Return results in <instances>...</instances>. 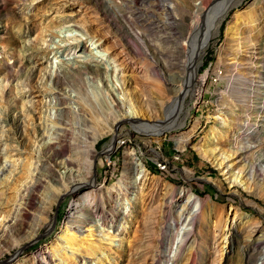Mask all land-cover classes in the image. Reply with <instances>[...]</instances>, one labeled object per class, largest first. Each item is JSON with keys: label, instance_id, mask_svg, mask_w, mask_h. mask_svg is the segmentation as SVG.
<instances>
[{"label": "rangeland", "instance_id": "374dc122", "mask_svg": "<svg viewBox=\"0 0 264 264\" xmlns=\"http://www.w3.org/2000/svg\"><path fill=\"white\" fill-rule=\"evenodd\" d=\"M212 1L0 0V264H44L48 248L57 264H264V13L251 30L236 23L264 4L227 12L164 137L125 120L167 119L194 18ZM90 43L117 68L96 63ZM60 126L73 131L55 141ZM115 137L93 168L102 195L59 193L93 175L92 142L100 152ZM189 194L200 206L185 231ZM150 222L156 261L145 259ZM66 227L83 243L78 260Z\"/></svg>", "mask_w": 264, "mask_h": 264}, {"label": "bare ground", "instance_id": "6f19581e", "mask_svg": "<svg viewBox=\"0 0 264 264\" xmlns=\"http://www.w3.org/2000/svg\"><path fill=\"white\" fill-rule=\"evenodd\" d=\"M240 1L241 0H213L212 3L206 8V10L203 14V17H200L199 19L194 18V21H193L194 22V28H193L190 36L187 39L188 45H189V50H188V58L189 59L187 60V63H186L187 76L185 78L184 83L177 88V91L179 93L172 99V101L168 104L166 102H163V106L166 107V112L168 113L167 119H165V118L164 119H153V120L149 121V120L139 119L135 116H129L128 118H125L126 122H129L133 128H137L140 131L150 132L151 130H155L154 131L155 134H163L162 137L165 136L164 135L165 132L168 129L172 128L175 124V121H176V119H172L170 117V113H172V111L175 108H179V111H181L183 108V105H184L183 103H184V99H185L187 92L193 90V85L196 82V78H197V74H198V66L202 62L201 59H202L203 53H204L206 46L208 45L210 39L212 38L213 33L216 34L218 32L219 25L222 22L223 18L226 16L227 12L233 6L237 5ZM257 1H259V2H256V3L264 4V0H261V1L257 0ZM263 13H264V6L263 5L260 6L259 8L252 10L250 13H247V15L245 17V24H244L246 26H243V22H244L243 17L240 15H237L236 16V23H238V25H237L238 30H240V29L242 30L243 28L250 29V30L253 29L254 27L252 28L251 26L254 25V23L261 17V15ZM256 27H258L257 30H259L260 33H263L264 27H262V23L257 24ZM84 49H85V52L88 53V55L90 54L92 57H94L96 59V63H98L100 65H105L108 68H117V66L113 63L112 60H109L108 57H106L101 51H98V49H95L94 43L88 44ZM54 97H55V101H58L59 103L63 100V97L60 94L54 95ZM62 112H63V110H62ZM125 120H122V121H125ZM182 122L184 123V118L182 119ZM69 129L71 130L72 127L70 126V128H69V127L60 126L59 128H57L55 130L56 136L54 137V140L58 141L59 138L64 133L69 132ZM71 131H73V130H71ZM64 145H67V144H64ZM116 145H118L117 137L113 138L111 143L107 147H105L103 151L98 152L96 149V141H93L92 147L90 149V155L88 156L89 158H87V162H86L88 165V168L90 169V174L91 175L93 174V175L91 176V178H88L86 180L81 179L79 182L75 181L72 184H66L65 181L64 182L60 181V183H58V184H60V185H58L59 186V189H58L59 193H69V194L73 195L75 190L80 189L82 185H86V186H88V188L96 187V188H94V189H96L95 191L102 195V191H104V189L100 188V186L97 187V185H98L97 184V176H96V172L93 171V168H94V166H96L98 164L97 160L99 158V155H104L105 157L108 158L110 152L114 149V147ZM176 145H178V142H176ZM198 147H200V152L202 154H204V152H205L204 148L200 145H198ZM185 173H187L186 170H184V174ZM54 180L56 182L58 181L56 178H54ZM183 194H186V191L184 189H183ZM188 197L190 198L189 200H191L194 203H193L192 208L190 210L191 214L189 217V221L183 225V230H185V231L186 230L189 231L193 228V224H194L193 219L195 217H197L198 211H199V206H200V199L198 197L196 198L195 196H193V194H189ZM173 200H174V195H170V197L167 198L166 203L164 205L163 216H162V220H163L164 224H162V227H161L162 230H164L165 224L170 218L169 216H170L171 211H172L171 203ZM100 218H102V217H100ZM98 222L101 225H105V219L104 218L99 219ZM151 222H153V221H151ZM151 222L147 225V228L149 229L150 235L147 236L148 241L146 242L147 244H145L146 257H147V258L145 257V259L146 260L148 258L152 259V257H153V260L156 261V258H157V256H159V253L153 252L152 229L154 228V225L151 224ZM97 223L95 225H90L88 227V229L90 231H92L93 230L92 228L95 227L96 225H98ZM10 225L12 227V221L11 220L9 221V224L5 223V225L3 226L1 231H2V234H7V230H8L9 236L12 237L13 231L11 229H9ZM66 226H68V225H66ZM64 231H66L67 233H62V234H60L59 237H60V239L65 238L67 243L74 244L73 246H75V247L73 248L74 251L72 250L73 251L72 254L75 255L74 259L78 260L79 258L77 257V252H75V251L77 249H80L83 246V243L76 244L75 241L73 242L71 236L68 235L71 232L69 231V229H67V227ZM5 242H6V240L0 241L1 245H3ZM40 253L42 255L41 259L45 260L44 264H55V263L57 264L56 258L53 257L52 254H50L49 248H48V250H44V252H40ZM140 260L141 259H139V261ZM147 264H149V263H147Z\"/></svg>", "mask_w": 264, "mask_h": 264}, {"label": "built area", "instance_id": "2783aa9c", "mask_svg": "<svg viewBox=\"0 0 264 264\" xmlns=\"http://www.w3.org/2000/svg\"><path fill=\"white\" fill-rule=\"evenodd\" d=\"M162 167H165V165H161Z\"/></svg>", "mask_w": 264, "mask_h": 264}]
</instances>
